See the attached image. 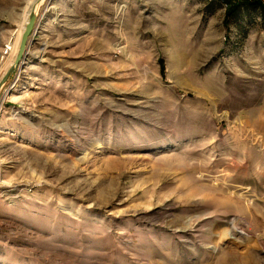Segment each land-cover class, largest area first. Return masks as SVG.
Here are the masks:
<instances>
[{
    "label": "rangeland",
    "instance_id": "obj_1",
    "mask_svg": "<svg viewBox=\"0 0 264 264\" xmlns=\"http://www.w3.org/2000/svg\"><path fill=\"white\" fill-rule=\"evenodd\" d=\"M33 1L0 0V77ZM256 1L41 5L0 92V264H264Z\"/></svg>",
    "mask_w": 264,
    "mask_h": 264
},
{
    "label": "water",
    "instance_id": "obj_2",
    "mask_svg": "<svg viewBox=\"0 0 264 264\" xmlns=\"http://www.w3.org/2000/svg\"><path fill=\"white\" fill-rule=\"evenodd\" d=\"M46 1L48 5H50V3L53 0H38L33 5V8L29 14L28 21L21 35L20 44H19L18 52L16 54L15 61L0 79V92L2 91V89L4 88L10 77L12 76V74L15 73L17 70L24 68L28 58L30 47L35 41V36L38 31V22L40 19H42L41 18L42 16L39 17V8Z\"/></svg>",
    "mask_w": 264,
    "mask_h": 264
},
{
    "label": "trees",
    "instance_id": "obj_3",
    "mask_svg": "<svg viewBox=\"0 0 264 264\" xmlns=\"http://www.w3.org/2000/svg\"><path fill=\"white\" fill-rule=\"evenodd\" d=\"M226 3H228L230 5V13L233 11H237L241 5H243L244 2H246V4H260V2L256 1V0H224Z\"/></svg>",
    "mask_w": 264,
    "mask_h": 264
},
{
    "label": "bare ground",
    "instance_id": "obj_4",
    "mask_svg": "<svg viewBox=\"0 0 264 264\" xmlns=\"http://www.w3.org/2000/svg\"><path fill=\"white\" fill-rule=\"evenodd\" d=\"M36 1H38V0H34V1H33L32 5H31V8H30V10H29V14H30V11H31L32 8H33V5L36 3ZM29 14H28V16H29ZM28 18H29V17H27L26 23H27V21H28ZM26 23H25V25H24V28H25V26H26ZM23 31H24V29H23ZM23 31H22V33H23ZM22 33H21V35H22ZM21 35H20V39H21ZM20 39H19V43H18V48H19V44H20ZM18 48H17V52H18ZM13 49H14V48H13ZM17 52H16V54H17ZM15 58H16V55H15ZM15 58H14L12 64L14 63ZM12 64H11V65H12ZM7 70H8V69H7ZM7 70H6V71H7ZM5 73H6V72H5ZM5 73H4V74H5ZM4 74H3V75H4ZM3 75H2V76H3ZM2 76L0 77V79L2 78ZM7 93H10V92L7 91ZM7 93H6V95H7ZM0 185H1V182H0Z\"/></svg>",
    "mask_w": 264,
    "mask_h": 264
},
{
    "label": "built area",
    "instance_id": "obj_5",
    "mask_svg": "<svg viewBox=\"0 0 264 264\" xmlns=\"http://www.w3.org/2000/svg\"><path fill=\"white\" fill-rule=\"evenodd\" d=\"M13 46H14V43H12L11 41H10V43L6 44V45H5V48H4V50H3V54H4V55H9V54H11V52H12V50H13Z\"/></svg>",
    "mask_w": 264,
    "mask_h": 264
}]
</instances>
